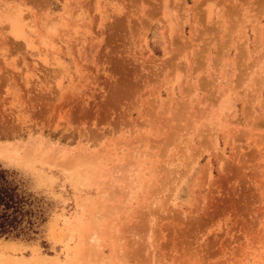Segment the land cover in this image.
<instances>
[{
    "label": "rangeland",
    "instance_id": "374dc122",
    "mask_svg": "<svg viewBox=\"0 0 264 264\" xmlns=\"http://www.w3.org/2000/svg\"><path fill=\"white\" fill-rule=\"evenodd\" d=\"M0 164V264H264V0H0Z\"/></svg>",
    "mask_w": 264,
    "mask_h": 264
},
{
    "label": "trees",
    "instance_id": "16d2710c",
    "mask_svg": "<svg viewBox=\"0 0 264 264\" xmlns=\"http://www.w3.org/2000/svg\"><path fill=\"white\" fill-rule=\"evenodd\" d=\"M41 219V209L14 171L0 164V236L28 237L36 232Z\"/></svg>",
    "mask_w": 264,
    "mask_h": 264
},
{
    "label": "bare ground",
    "instance_id": "6f19581e",
    "mask_svg": "<svg viewBox=\"0 0 264 264\" xmlns=\"http://www.w3.org/2000/svg\"><path fill=\"white\" fill-rule=\"evenodd\" d=\"M225 97V96H224ZM225 104H226V102H225ZM224 105V104H223ZM226 106V105H225ZM220 107V106H219ZM224 107V106H223ZM220 112V111H219Z\"/></svg>",
    "mask_w": 264,
    "mask_h": 264
}]
</instances>
